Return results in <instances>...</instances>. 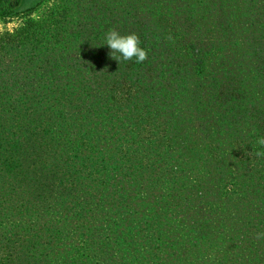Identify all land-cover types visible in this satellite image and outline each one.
Listing matches in <instances>:
<instances>
[{"label": "trees", "instance_id": "16d2710c", "mask_svg": "<svg viewBox=\"0 0 264 264\" xmlns=\"http://www.w3.org/2000/svg\"><path fill=\"white\" fill-rule=\"evenodd\" d=\"M181 1L136 0L135 33L148 58L128 61L142 72L124 73V90L107 75L87 76L89 86L78 89L84 77L0 73V264H152L155 255L173 264L165 245L139 235L141 227L149 234V219L159 233L165 216L151 214L138 167L174 179L164 150L197 162L190 182L203 179L214 196L209 219L224 236L249 228L262 250L252 264H264V155H257L264 152L257 143L264 137V0ZM129 21L122 16V25ZM223 31L239 33L241 53H224ZM147 93L149 106L140 101ZM113 107L135 119L137 147L121 137L129 133L124 122L112 132ZM99 119L119 138L109 165L81 161L88 150L107 153ZM134 198L150 216L133 215ZM198 234L208 246L206 233ZM211 242L209 264H229L230 246L221 255ZM194 256L188 253V264L207 263Z\"/></svg>", "mask_w": 264, "mask_h": 264}, {"label": "rangeland", "instance_id": "374dc122", "mask_svg": "<svg viewBox=\"0 0 264 264\" xmlns=\"http://www.w3.org/2000/svg\"><path fill=\"white\" fill-rule=\"evenodd\" d=\"M135 2L136 0H0V62H2L0 73L30 77L50 76L53 75L52 73L55 76L67 74L66 76L72 77L73 81L84 77L76 83L78 89L89 86L86 85L87 82H84L87 76L107 75L113 77L116 85L124 90L127 86L126 82L130 79L125 78L123 82L124 73L134 77L142 72L141 66L135 67L128 64V61L119 62L113 59L110 56L111 49L105 45V36L112 29L119 31L122 35L136 32ZM181 3L190 5L188 0H182ZM124 15L130 19L126 25L121 24V18ZM188 30L190 35L194 31L193 28ZM221 33L217 31L210 34V37L212 39L215 36L220 37ZM167 38L169 42L171 35ZM222 40L224 53L228 52L234 56L241 53L239 33H232L229 36L226 31H223ZM179 47L180 44H178ZM140 101L149 106L151 98L147 93ZM117 109L119 108L113 107L110 110L111 115L114 116L110 120L112 132L122 128L120 122H124L123 125L129 133L125 134L122 131L121 137L128 136L130 142L132 139V146L137 147L136 135L131 133L136 127L130 126V122L135 119L128 120L121 110L116 113ZM129 116L138 117L132 112ZM101 121L106 123V130H108L103 138L106 147L102 151L107 153H101L100 148H97L95 152L88 150L82 153L81 161L87 164H93L90 161H95L102 165H109L106 161L108 153H116L115 147L118 145L116 142L119 138H116L117 134L113 135L109 131V120L99 119L93 122L101 124ZM94 124L93 128H95ZM169 152L172 158L170 162L175 165L174 173L177 174L174 179L164 181L155 171H146L149 168L148 165L138 167V171H144L142 180H145L144 189L149 191L147 206L151 214L153 217L159 214L165 216L162 225H159L161 227L159 233L156 232L157 222L149 219L146 232L149 234L143 236L141 227V233L138 231L139 235L150 238L149 242L154 246L165 245L167 255L172 254L168 261L173 264H177V257L180 255L188 257L189 252H196L193 258L198 257L201 263L205 261L207 263L204 264H209L213 254L216 255L211 241L217 243V248L222 250L221 255L224 254L223 246L225 244L230 246L226 255L229 264H252L256 258L260 260L262 250L259 246H255L260 239L256 240L255 237L252 239L249 228L241 230V233L231 234L233 233L231 232L224 236L218 229L219 224L212 223L209 219L206 214L207 201L212 200L214 196L211 192L205 191L203 179L196 183L190 182L193 177L189 165L197 162L190 159L183 160L184 158H180L174 151H163L165 154ZM125 158L128 159V155ZM134 161L136 164L141 162L136 159ZM92 175L98 177L95 172ZM86 176L89 177V173ZM133 189L137 191V182ZM115 191L113 187L111 193ZM135 201L136 198L131 199L129 203L133 215L141 216L145 213L150 216L147 209ZM200 232L206 233L209 239L207 242H210L208 246L199 236ZM189 262L190 259L186 258V264ZM161 263L162 260L155 255L152 264Z\"/></svg>", "mask_w": 264, "mask_h": 264}, {"label": "clouds", "instance_id": "9594fccd", "mask_svg": "<svg viewBox=\"0 0 264 264\" xmlns=\"http://www.w3.org/2000/svg\"><path fill=\"white\" fill-rule=\"evenodd\" d=\"M105 42V45L111 49L110 56L119 62L134 59L137 63H142L148 58V53L141 47L140 37L136 33L122 35L119 31L112 29L106 34ZM257 143L264 146V137ZM257 155H264V152H257Z\"/></svg>", "mask_w": 264, "mask_h": 264}]
</instances>
